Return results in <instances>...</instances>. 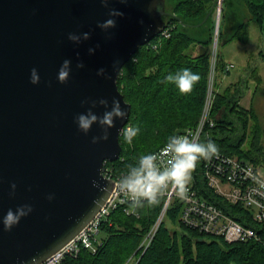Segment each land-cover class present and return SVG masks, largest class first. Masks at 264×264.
Returning a JSON list of instances; mask_svg holds the SVG:
<instances>
[{
  "label": "water",
  "instance_id": "95a60500",
  "mask_svg": "<svg viewBox=\"0 0 264 264\" xmlns=\"http://www.w3.org/2000/svg\"><path fill=\"white\" fill-rule=\"evenodd\" d=\"M109 7L124 16L106 32L98 26L109 18L101 0H0V264H41L51 258L100 213L116 186L102 169L106 160L121 156L120 130L130 120L131 104L118 77L139 48L163 31L170 11L166 0H109ZM220 13L221 6L218 25ZM85 31L91 38L82 43L68 38ZM97 44L90 54L88 48ZM65 59L72 60V72L61 83ZM79 60L83 69L76 66ZM33 67L39 84L30 80ZM101 67L106 76L97 74ZM113 97L127 116L116 119L109 140L94 144L100 125L85 134L75 116L91 107L83 100L106 98L111 104ZM94 111L103 115L105 108L97 104ZM13 182L15 195L10 194ZM23 204L33 205V211L5 231L2 217Z\"/></svg>",
  "mask_w": 264,
  "mask_h": 264
},
{
  "label": "trees",
  "instance_id": "16d2710c",
  "mask_svg": "<svg viewBox=\"0 0 264 264\" xmlns=\"http://www.w3.org/2000/svg\"><path fill=\"white\" fill-rule=\"evenodd\" d=\"M219 5V0H166L170 15L165 21L170 35L159 34L124 65L118 85L131 104L127 126L138 125L140 132L132 143L120 136L121 156L105 163L114 175L126 171L139 154L162 148L170 134H181L198 123L209 91ZM220 19L215 71L221 68L229 75L230 67L220 63V45L234 38L246 41L249 37L246 28L252 20L264 27V0H224ZM184 67L200 74L190 93H180L164 79L169 72ZM262 84L260 68L254 62L249 63L246 77L224 86L216 83L211 108L215 125L206 128L201 141L212 139L219 151L264 166V128L258 111L241 103L251 88L257 92ZM202 166L203 159L192 172L194 184L215 200L204 183ZM165 200L160 193L156 204L145 203L133 208L134 213L127 214L123 208L112 211L102 224L97 251L83 250L74 263L264 264V223H249L259 238L229 242L221 235L187 226L181 219L183 202L177 198L170 203L150 245L143 249L140 245L160 216ZM235 207L224 208L246 223Z\"/></svg>",
  "mask_w": 264,
  "mask_h": 264
},
{
  "label": "built area",
  "instance_id": "2783aa9c",
  "mask_svg": "<svg viewBox=\"0 0 264 264\" xmlns=\"http://www.w3.org/2000/svg\"><path fill=\"white\" fill-rule=\"evenodd\" d=\"M164 34L170 35L168 30ZM215 55L216 53L214 60ZM231 66L233 65H229V67ZM212 103L213 89L210 87L198 123L181 134L199 133L198 139L200 140L206 128L215 125V120L211 117ZM104 173L108 177L113 176L109 169ZM201 174L208 191L215 198L223 200L227 209L232 210L237 206L235 210L239 215L245 217L247 224L230 216L226 208L214 203L194 184V179H190L187 192L183 197L177 194L176 188L172 185L161 190L160 193L166 197L163 209L141 246L149 245L170 203L176 198L183 202L181 219L191 228L209 234L221 235L229 242L253 237L259 238L255 227L249 223H264V172L262 167L249 160L219 151L218 155H214L211 159H203ZM116 178V186L112 195L100 213L73 240L41 264H75L74 258L83 250L97 251L98 245L101 243L102 224L112 211L123 208L127 214L134 213L130 198L119 191L117 185L119 178L118 176ZM246 212H248L249 218H246Z\"/></svg>",
  "mask_w": 264,
  "mask_h": 264
},
{
  "label": "clouds",
  "instance_id": "9594fccd",
  "mask_svg": "<svg viewBox=\"0 0 264 264\" xmlns=\"http://www.w3.org/2000/svg\"><path fill=\"white\" fill-rule=\"evenodd\" d=\"M104 7L109 8V18L105 21L99 22L98 26L105 30L115 28L117 24V17L124 16V12L117 8L109 7V0H101ZM126 3L127 0H121ZM157 11H160V4L154 3ZM68 38L79 44L83 40L91 38L90 32H83L82 34L69 33ZM95 47H89L88 52L95 54ZM80 54L77 53V56ZM119 61H113V68L115 69ZM78 68L83 69L85 63L79 60ZM120 70V68H119ZM72 72V60L65 59L59 69L58 79L61 83H66ZM99 76H106L107 70L101 67L97 70ZM164 79L171 82L180 93H190L194 85L200 80V74L193 71L191 68H180L174 73L169 72ZM30 80L33 84H39L41 77L37 68L31 69ZM91 103L86 112H80L75 116V121L80 131L87 134L91 131L94 124H99L102 128L101 135L92 137V143L96 144L100 141H107L111 136L110 129L114 126L117 118L124 119L127 116V111L121 105V101L117 97H113L111 104L106 98L96 100L85 99L82 104ZM97 104L103 105L105 111L103 115H99L94 109ZM140 127L127 126L120 130L123 140L127 143H132L134 138L139 134ZM199 133L194 135L187 134H170L164 146L158 152H147L139 154L134 162L127 165L126 171L122 172L117 185L119 191L130 198L133 208L142 207L145 203L154 205L158 202V196L161 190L172 185L176 188L177 194L183 197L187 192V185L191 179L193 170L197 167V162L201 159H211L214 155H218L219 148L216 142L212 139L200 141L198 139ZM97 184L93 180V185ZM17 188L16 183L11 185V195H15ZM49 200L54 199V194H49ZM33 211V205L23 204L18 205L15 209L9 208L2 217V223L5 231H11L14 226L18 225L23 217L28 216Z\"/></svg>",
  "mask_w": 264,
  "mask_h": 264
},
{
  "label": "rangeland",
  "instance_id": "374dc122",
  "mask_svg": "<svg viewBox=\"0 0 264 264\" xmlns=\"http://www.w3.org/2000/svg\"><path fill=\"white\" fill-rule=\"evenodd\" d=\"M246 31L249 36L246 41L234 38L220 45V63L233 66L230 67L229 75L226 72H222L221 68L216 71L215 76H212L211 84L214 88L216 83L224 86L240 77H246L250 62L258 64L264 84V27H261L257 21L252 20L249 22ZM263 84L257 92H255L254 88H251L246 96L243 97L241 103L246 107L252 105L256 108L260 123L264 128V95H260ZM262 171L264 172V166H262Z\"/></svg>",
  "mask_w": 264,
  "mask_h": 264
},
{
  "label": "bare ground",
  "instance_id": "6f19581e",
  "mask_svg": "<svg viewBox=\"0 0 264 264\" xmlns=\"http://www.w3.org/2000/svg\"><path fill=\"white\" fill-rule=\"evenodd\" d=\"M221 6V8H222V3H220V5H219V7ZM221 20V19H220ZM220 20H219V25H218V12H217V22H216V37L214 38V42H213V56H212V63H211V73H210V78H209V88L210 87H212V89H213V99H214V87L211 85L212 84V76L214 75L215 76V73H216V71H215V68H216V62H217V49H218V36H217V34H218V32H219V28H220ZM165 31H167V28H166V26H165V28L163 29V31L162 32H160L159 34H164V32ZM158 34V35H159ZM157 35V36H158ZM216 41V42H215ZM151 42V41H150ZM216 53V55H215V60H214V54ZM214 81V80H213ZM206 100H207V98H206ZM213 104V103H212ZM128 124V123H127ZM127 124L124 126V128L127 126ZM196 126V125H195ZM194 127V126H193ZM191 128V127H190ZM188 129V128H187ZM204 134V133H203ZM203 134H202V136H201V139H202V137H203ZM121 136V135H120ZM200 139V140H201ZM235 156H237V157H239L238 155H235ZM240 158V157H239ZM244 159V158H243ZM247 160V159H246ZM108 160H106L105 161V163L107 162ZM250 161V160H249ZM105 163H104V166H103V169H102V173L105 175V170H107V169H109L108 167H106L105 166ZM254 163V162H253ZM258 165V164H257ZM260 166V165H259ZM262 167V166H261ZM110 170V169H109ZM106 176V175H105ZM116 176L117 175H114L113 174V176L112 177H108V176H106V177H108V178H114L115 180L117 179L116 178ZM120 177V175H118V178ZM191 179H194L193 178V176H191ZM214 201V203H216L218 206H220V207H222V208H224V207H226V205H225V202L223 201V200H219L218 198H216L215 200H213ZM132 207V206H131ZM133 208V207H132ZM225 209V208H224ZM230 216H232L231 214H230ZM233 217V216H232ZM234 218V217H233ZM152 241V240H151ZM151 241H150V243H151ZM150 243H149V245H150ZM141 245H142V243H141ZM140 245V247H142L143 249H146L147 247H144V246H141Z\"/></svg>",
  "mask_w": 264,
  "mask_h": 264
},
{
  "label": "crops",
  "instance_id": "0c3cea01",
  "mask_svg": "<svg viewBox=\"0 0 264 264\" xmlns=\"http://www.w3.org/2000/svg\"><path fill=\"white\" fill-rule=\"evenodd\" d=\"M260 92H261L260 95H264V84H263V88Z\"/></svg>",
  "mask_w": 264,
  "mask_h": 264
}]
</instances>
